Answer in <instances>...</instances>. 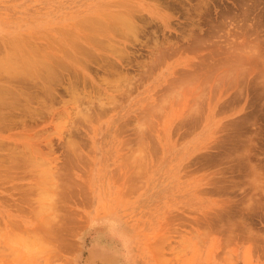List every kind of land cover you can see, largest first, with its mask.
Listing matches in <instances>:
<instances>
[{"label": "rangeland", "instance_id": "obj_1", "mask_svg": "<svg viewBox=\"0 0 264 264\" xmlns=\"http://www.w3.org/2000/svg\"><path fill=\"white\" fill-rule=\"evenodd\" d=\"M164 1L0 0V86L34 94L0 107V264H264V0ZM127 2L153 22L111 24L54 99L10 80Z\"/></svg>", "mask_w": 264, "mask_h": 264}, {"label": "bare ground", "instance_id": "obj_2", "mask_svg": "<svg viewBox=\"0 0 264 264\" xmlns=\"http://www.w3.org/2000/svg\"><path fill=\"white\" fill-rule=\"evenodd\" d=\"M163 1V0H162ZM175 1V0H174ZM244 1V0H243ZM247 1V0H246ZM250 1V0H249ZM248 1V2H249ZM164 2H166V0L164 1ZM179 2V1H178ZM239 2V1H238ZM242 2V1H241ZM128 3V4H127ZM127 3H125V5L127 4L128 6H130V7H128L127 8V11L125 12V14L126 15H123V13H120L121 15H119V16H116V17H114L115 19H118V20H114V25H113V22L112 23H108V22H101V21H98V20H91L90 22H91V25L90 26H87V28H85V29H87V32H88V34L87 35H84V36H81L80 37V42H79V40L77 41V40H75V39H77V38H73V40H72V38H68V36L66 37L67 39V41H65V45H64V47L62 48V49H64V51L62 50V56H59V53L58 54H56V53H48V54H46V55H43V54H40V55H38V52H36V51H33V53H30L28 56H23L22 57V59L23 60H19V58L18 57H15L17 54H15L14 53V51H12L11 52V55L9 56H7V58H6V60L5 61H9V60H11V59H13V58H16L14 61H17V62H14L13 60H12V62L11 61H9L10 62V65H9V63L8 62H4L3 63V66L5 65V66H7V64L9 65V69L8 68H6V69H8V72L9 71H14V73H16V76H13V78H10V77H12V76H9L8 75V77L10 78V80L11 79H13V80H15L14 79V77L15 78H20V80L19 79H17L20 83H22V84H25V85H29L30 84V87H31V85H34L33 87H35V84L37 83V84H39V86H38V88L39 87H41L40 89H41V92L43 91L44 92V94L46 95V96H48V97H50L51 99H54V97L56 96V93H55V88H54V86H55V84L57 85V83L59 84V85H61V83L63 82V80H64V78H65V75H69V73L71 72V69H70V65H71V63H74L75 61H81V60H79L80 58L82 59V61H83V57H86V55H87V57H91V56H98V57H101V58H103V55L101 56V54H103V53H98V54H100V56L96 53V52H94L93 50H91V45H92V43H94L96 40H98V42H101V40H102V38H101V36H103V35H105L106 34V36H107V33H106V31L107 30H109V29H111L110 31L113 33L115 30H114V28H118L119 26V24H121L120 26H123V28H124V31H128V33H129V35H130V33L132 34V35H135V33L136 34H138L139 33V25H138V23H137V20H140V19H144V17H142V10H140L141 8H138L137 6H135V5H133L132 6V3H130L129 4V2H127ZM169 3V2H168ZM173 3H175V2H173ZM210 3V2H209ZM209 3H208V5H209ZM240 3V2H239ZM259 3V2H258ZM197 4V3H196ZM207 4V3H206ZM243 4V3H242ZM244 4H246V3H244ZM255 4V3H254ZM259 4H261V3H259ZM124 5V6H125ZM126 5V6H127ZM182 5V4H181ZM188 4H186V6H187ZM203 5H204V3H203ZM240 5H241V3H240ZM251 5V4H250ZM257 5V4H256ZM125 6V7H126ZM198 6H199V4H198ZM237 6V5H236ZM245 6V5H244ZM247 6V5H246ZM263 6V5H262ZM135 7V8H134ZM138 9H137V8ZM171 7H173V6H171ZM182 7V6H181ZM196 7V6H195ZM205 7H206V5H205ZM209 7V6H208ZM208 7H207V9H208ZM234 7V6H233ZM239 7V6H238ZM241 7H242V5H241ZM241 7H240V9H241ZM250 7V6H249ZM261 7V6H260ZM174 8V7H173ZM182 8H184V6L182 7ZM186 8V7H185ZM190 8V7H189ZM193 8V7H192ZM200 7H198V9H199ZM217 8V7H216ZM227 8V7H226ZM231 8V7H230ZM237 8V7H236ZM235 8V9H236ZM245 8H248V7H245ZM201 9V8H200ZM206 9V8H205ZM204 9V10H205ZM214 9V8H213ZM171 10V9H170ZM186 9H184L183 10V12L185 11ZM226 10V9H225ZM246 10H248V9H246ZM259 10H260V8H259ZM124 11V10H123ZM195 11H198V10H194V12ZM207 11V10H206ZM234 11V10H233ZM241 11V10H240ZM187 12H189L188 10H187ZM199 12H201V11H199ZM211 12V11H210ZM210 12H208V13H210ZM215 12V11H214ZM242 12L244 13L245 11L244 10H242ZM258 12V11H257ZM139 13H141V15H139L138 16V14ZM176 13V12H175ZM202 13V12H201ZM218 13H220V12H218ZM237 13V12H236ZM246 13H247V11H246ZM251 13H254V12H251ZM250 13V14H251ZM264 13V12H263ZM185 14V13H184ZM186 14H188V13H186ZM190 14V13H189ZM214 14V13H213ZM228 14V13H227ZM242 14V13H241ZM212 15V14H211ZM229 15L230 14H228V17H229ZM262 15V14H261ZM261 15H258V16H260V18H261ZM149 16V15H148ZM199 16V15H198ZM214 16V15H213ZM242 16H243V14L241 15V18H242ZM250 17H251V15H249ZM192 17V16H191ZM197 17V16H196ZM232 17V16H231ZM254 17V16H253ZM113 18V19H114ZM188 18H190L189 16H188ZM198 18V17H197ZM233 18V17H232ZM147 19V18H146ZM146 19H144L145 21H143L144 23L145 22H147L146 21ZM219 19V18H218ZM229 19H231L230 17H229ZM244 19H245V16H244ZM252 19V18H251ZM148 20V19H147ZM151 20V19H150ZM198 20V19H197ZM210 20V19H209ZM212 20V19H211ZM210 20V21H211ZM226 20H228V19H226ZM232 20V19H231ZM237 20V19H236ZM241 20V19H240ZM243 20V19H242ZM253 20V19H252ZM256 20V19H255ZM260 20V19H259ZM118 21V25L117 24H115L116 22ZM149 21V20H148ZM188 21V20H187ZM202 21V20H201ZM248 21V20H247ZM151 22H153L152 20H151ZM151 22H149V23H151ZM199 22V21H198ZM207 22V21H206ZM217 22H219L218 20H217ZM264 22V21H263ZM148 23V22H147ZM146 23V24H147ZM148 23V24H149ZM175 23V22H174ZM237 23H240V22H237ZM244 23V22H243ZM249 23V22H248ZM112 24V26L114 27V28H112V26H111V28H110V25ZM146 24H144V25H146ZM154 24H156L155 22H154ZM179 24V23H178ZM201 24V23H200ZM227 24V23H226ZM229 24V23H228ZM241 24H242V22H241ZM245 24V23H244ZM150 25V24H149ZM152 25V24H151ZM162 25V24H161ZM161 25H159V27L161 26ZM192 25L194 26V24L192 23ZM231 25V24H230ZM234 25V24H233ZM240 25V24H239ZM247 25V24H246ZM253 25V24H252ZM116 26H118V27H116ZM143 26V25H142ZM164 26L167 28L168 26H169V24L168 23H164ZM190 26H191V24H190ZM199 26V25H198ZM241 26V25H240ZM242 26H243V24H242ZM255 26V25H254ZM253 26V28H256V27H254ZM144 27V26H143ZM146 27V26H145ZM155 27V26H154ZM157 27V26H156ZM196 27V26H195ZM247 27V26H246ZM249 27H250V24H249ZM109 28V29H108ZM120 28V27H119ZM122 28V27H121ZM120 28V29H121ZM148 28V27H147ZM153 28V27H152ZM161 28V27H160ZM194 28V27H193ZM144 29V28H143ZM151 29V28H150ZM204 29V28H203ZM241 30H242V28H240ZM247 29V28H246ZM122 30V29H121ZM121 30H119L120 32V34L122 35V31ZM142 30V29H141ZM149 30V29H148ZM225 30V29H224ZM249 30V29H248ZM247 30V31H248ZM253 30L254 29H252V27H251V31L253 32ZM257 31L259 30V28L258 29H256ZM109 31V32H110ZM117 32H118V29L116 30ZM144 31H145V29H144ZM204 31V30H203ZM206 31V30H205ZM246 31V32H247ZM251 31H250V33H251ZM255 31V30H254ZM86 32V31H85ZM151 32V31H150ZM264 32V31H263ZM68 33H71V32H68ZM74 33V32H73ZM124 33H126L127 34V32H124ZM123 33V34H124ZM160 33V32H159ZM209 33H210V31H209ZM258 33V32H257ZM260 34H262L263 35V33L262 32H259ZM74 34H76V33H74ZM90 34H92L91 36H90ZM110 34V33H109ZM119 34V35H120ZM154 34V33H153ZM198 35L200 34L199 33V30H198V33H197ZM254 34V33H253ZM77 35V34H76ZM75 35V37H78V36H76ZM118 35V36H119ZM121 35H120V37H121ZM128 35V34H127ZM160 35V34H159ZM170 35V34H169ZM247 35V34H246ZM250 35H252V33L250 34ZM257 35V34H256ZM80 36V35H79ZM135 36H137V35H135ZM184 36V35H183ZM182 36V37H183ZM248 36V35H247ZM258 36V35H257ZM82 37H84L85 38V40H86V42L84 43V42H82L83 40H84V38H82ZM110 37V36H109ZM125 37V36H124ZM134 37V36H133ZM158 37V36H157ZM189 37V36H188ZM193 37V36H192ZM197 37V36H196ZM207 38H210V37H208V36H206ZM212 37V36H211ZM264 37V36H263ZM79 38V37H78ZM190 38V37H189ZM194 38V37H193ZM192 38V39H193ZM198 38V37H197ZM200 38V37H199ZM250 38V37H249ZM258 38V37H257ZM257 38H256V40H257ZM95 39V40H94ZM155 39H157V38H155ZM169 39V38H168ZM191 39V38H190ZM205 39V42H206V38H204ZM246 39V38H245ZM260 39V38H259ZM91 40H94L93 42L91 41ZM208 40V39H207ZM211 40H213L212 38H211ZM92 43H91V42ZM106 41H108V40H106ZM249 41H251V40H249ZM259 41V40H258ZM77 42H78V44H77ZM109 42V41H108ZM140 42V41H139ZM142 42V41H141ZM169 42V41H168ZM208 42V41H207ZM231 42V41H230ZM248 42V41H247ZM260 42V41H259ZM63 43V42H62ZM61 43V44H62ZM96 43H97V41H96ZM103 43H104V41H103ZM103 43H97V44H99V45H101V44H103ZM155 43V42H154ZM162 44H163V42H161ZM160 43V44H161ZM165 43H166V41H165ZM170 43H172V42H170ZM193 43V42H192ZM200 43H201V41H200ZM233 43V42H232ZM60 44V45H61ZM121 44V43H120ZM142 43H140V45H141ZM146 44V43H145ZM168 44V43H167ZM196 44H198V43H196ZM63 45V44H62ZM96 45V44H95ZM139 45V44H138ZM156 45V44H155ZM158 45V44H157ZM194 45V44H193ZM198 45H200V44H198ZM197 45V46H198ZM232 45V44H231ZM94 46V45H93ZM97 46V45H96ZM143 46V45H142ZM144 46H146V45H144ZM159 46V45H158ZM157 46V47H158ZM163 47H164V45H162ZM172 45H170V47H171ZM174 46H176V44L174 45ZM195 46V45H194ZM213 46V45H212ZM256 46H257V44H256ZM258 46H260V45H258ZM62 47V46H61ZM98 47V46H97ZM101 47V46H100ZM99 47V48H100ZM127 47V46H126ZM149 47H150V45H149ZM152 47V46H151ZM153 47H154V45H153ZM17 48V47H16ZM121 48V47H120ZM155 48V47H154ZM174 48V47H173ZM177 48V47H176ZM56 49H57V47H56ZM81 49V50H80ZM121 49H124V48H121ZM120 49V50H121ZM158 49H161V48H158ZM175 49V48H174ZM10 50V49H9ZM80 50V51H79ZM166 50H167V48H166ZM18 51V50H17ZM98 51V50H97ZM161 51V50H160ZM170 51V50H169ZM152 52V51H151ZM158 52V51H157ZM162 52V51H161ZM175 52V51H174ZM15 55H14V54ZM17 53V52H16ZM19 53V52H18ZM125 53V54H124ZM124 53H122L123 55H122V57L123 56H125L127 53L124 51ZM150 53V52H149ZM163 53V52H162ZM162 53H161V56H159V57H162ZM167 52H165V54H166ZM172 53V52H171ZM13 54V55H12ZM78 54H81V55H84V56H79ZM133 54V53H132ZM153 54V53H152ZM158 54V53H157ZM211 54V53H210ZM79 56L78 58L76 57V56ZM118 55H121V52H120V54H118ZM129 55V54H128ZM160 55V54H159ZM164 55V54H163ZM167 55V54H166ZM166 55H164V56H166ZM170 55V54H169ZM117 56V55H116ZM130 56V55H129ZM129 56H127V57H129ZM212 56V55H211ZM104 57H106L107 59H108V56H106V55H104ZM119 57V56H118ZM122 57H120V58H122ZM126 57V56H125ZM127 57H126V60H129V59H127ZM156 57H158V56H156ZM159 57H158V59H159ZM167 57V56H166ZM165 57V58H166ZM100 58V59H101ZM106 58H104V60L103 59H101L102 61H104V62H106ZM163 58V57H162ZM165 58H163V59H165ZM4 59V58H3ZM20 59H21V57H20ZM97 59V62L99 61L98 59L99 58H96ZM110 59V58H109ZM108 59V60H109ZM112 59V58H111ZM150 59H152V58H150ZM149 59V60H150ZM161 59V58H160ZM2 60V59H1ZM86 60L87 59H85L84 60V62H82V63H84V65H85V63H86ZM90 60V59H89ZM143 60V59H142ZM202 60H205L204 58L202 59ZM71 61V62H70ZM91 61H92V59H91ZM94 61V60H93ZM111 61V60H110ZM114 61V60H113ZM131 61V59L129 60V62ZM134 61V60H133ZM132 61V62H133ZM138 61V60H137ZM147 61V60H146ZM153 61V60H152ZM155 61V60H154ZM76 62V63H77ZM81 62H78L79 64H81ZM96 62V63H97ZM128 62V61H127ZM129 62L127 63V64H129ZM141 62V61H140ZM143 63V62H142ZM2 64V63H1ZM19 66H18V65ZM98 64V63H97ZM107 64V63H106ZM113 64V63H112ZM132 64V63H131ZM146 63H144V65H145ZM151 65L153 64V63H150ZM149 64V65H150ZM192 64H193V62H192ZM195 64V63H194ZM101 64L99 63V66H100ZM108 65V64H107ZM114 65H115V63H114ZM130 65V64H129ZM143 65V66H144ZM14 66V67H13ZM87 66V65H86ZM85 66V67H86ZM103 66V65H102ZM102 66H101V68H102ZM111 65H108V67L109 68H111L110 67ZM113 66V65H112ZM119 66V65H118ZM133 66V65H132ZM135 66V65H134ZM137 66V65H136ZM140 66V65H139ZM139 66H137V67H139ZM142 66V67H143ZM191 66V65H190ZM193 66V65H192ZM0 67H2V65L0 66ZM11 67V68H10ZM104 67H105V65H104ZM194 67V66H193ZM13 68V69H12ZM108 68V69H109ZM72 69H73V67H72ZM103 69H106V68H103ZM137 69V68H136ZM141 69V68H140ZM142 69H145V68H142ZM151 69V68H150ZM181 69H183V67L181 68ZM185 69V68H184ZM190 69V68H189ZM214 69V68H213ZM233 69V72L235 71L234 70V68H232ZM236 69V68H235ZM147 70H148V68H147ZM207 70V69H206ZM5 71V70H4ZM75 71V70H74ZM104 71V70H103ZM114 71V70H113ZM149 71V70H148ZM186 71H188V68H187V70ZM2 72H3V70H2ZM6 72V71H5ZM20 72H23V73H20ZM77 72V71H76ZM105 72V71H104ZM115 73L117 72V70L116 71H114ZM113 72V73H114ZM147 72V71H146ZM180 72V71H179ZM207 72V71H206ZM213 71H211L210 72V70H209V73H212ZM229 72L231 73V74H233L232 73V71H230L229 70ZM228 72V73H229ZM237 72V71H236ZM13 73V74H14ZM107 73V72H106ZM108 73H109V70H108ZM141 73H145V71L144 72H141ZM195 73H197V72H195ZM228 73L226 74V75H228ZM6 74V73H5ZM4 74V75H5ZM208 74V73H207ZM250 74V73H249ZM7 75V74H6ZM15 75V74H14ZM200 74L198 73V77H199V79L200 78H202L203 80H204V82L205 83H207V77H205V79H204V76L201 74V76H199ZM20 76V77H19ZM195 75H193V77H194ZM196 76V77H197ZM206 76V75H205ZM0 77H1V74H0ZM8 77H7V81H9L8 80ZM76 76H74V78H72V81L71 80H69V86L67 87V89L68 90H71V89H73V90H76V87H77V83L76 82H74L75 80H78V78H75ZM2 78V77H1ZM0 78V79H1ZM3 78H4V76H3ZM6 78V77H5ZM188 78H189V76H188ZM222 78V77H221ZM69 79V78H68ZM75 79V80H74ZM202 79H201V82H203L202 81ZM220 79V78H219ZM223 79V78H222ZM192 80V79H191ZM221 80V79H220ZM38 82H40V83H38ZM196 82H198L197 81V79H196ZM199 82H200V80H199ZM201 82H200V84H201ZM75 83V84H74ZM204 83V84H205ZM54 85V86H53ZM7 86H0V100H1V103H0V107H6L7 105H9L11 102L12 103H14L17 99V101H22V104H23V101H24V103H25V101L27 100V101H30V100H32V97H33V93L31 92V94H26V93H28V91H32V90H26L27 92H22V91H11L12 90V88L11 89H9L8 87L6 88ZM208 87V86H207ZM32 88V87H31ZM30 89V88H29ZM39 89V90H40ZM19 90V89H18ZM38 93V92H37ZM76 93V92H75ZM76 94H78V93H76ZM38 95V94H37ZM196 96V95H195ZM8 97V98H7ZM37 96H35V98H36ZM10 98H12L11 99V101H10ZM21 99H24V100H21ZM26 99V100H25ZM29 99V100H28ZM33 100H35V99H33ZM8 101H10V103H8ZM16 101V102H17ZM26 101V102H27ZM12 103H11V106H12V108L15 106V104H17V103H14L13 105H12ZM28 104H29V102H27ZM19 104V106H20V103H18ZM17 104V105H18ZM28 104H26L25 106L24 105H21V107H26L25 109H27V105ZM10 106V107H11ZM21 107H19L20 109H23V108H21ZM17 108H18V106H17ZM17 108H16V110H17ZM31 107H30V104H29V109H30ZM2 110V109H1ZM4 110V109H3ZM6 110V109H5ZM5 110L2 112L3 113V115H4V112H5ZM8 111H9V108H8ZM26 112H28V110H25ZM21 112V111H20ZM16 113V112H15ZM11 115V114H10ZM13 115V114H12ZM8 116V115H7ZM6 116V117H7ZM1 117V116H0ZM3 119H4V117H3ZM2 119V120H3ZM7 119V118H6ZM5 119V120H6ZM238 137V136H237ZM234 140V139H233ZM235 144V143H234ZM233 144V145H234ZM236 144H237V141H236ZM233 150V149H232ZM50 230V229H49ZM49 234L51 233L50 231L48 232ZM50 235H52V234H50Z\"/></svg>", "mask_w": 264, "mask_h": 264}]
</instances>
